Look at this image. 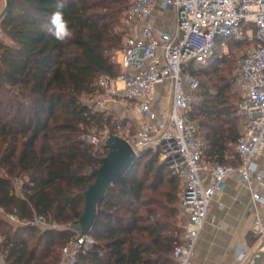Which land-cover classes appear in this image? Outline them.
I'll return each mask as SVG.
<instances>
[{
  "label": "trees",
  "instance_id": "1",
  "mask_svg": "<svg viewBox=\"0 0 264 264\" xmlns=\"http://www.w3.org/2000/svg\"><path fill=\"white\" fill-rule=\"evenodd\" d=\"M64 2L61 11L74 32L64 42L47 31L57 0H10L0 19V253L6 264L60 263L62 249L79 231L84 192L109 153L105 144L86 138H98L112 115L83 97L101 91L100 77L121 73L116 53L129 35L125 12L132 0ZM231 49L244 52L246 45L233 42ZM233 70V59L218 56L191 70L200 88L190 118L211 164H240L235 145L242 116L232 93ZM144 161L149 171L140 175ZM182 188L156 154L144 153L101 201L89 231L93 244L75 264H176ZM36 216L52 227L29 225ZM69 224L74 230L61 228ZM248 242L257 239L248 235Z\"/></svg>",
  "mask_w": 264,
  "mask_h": 264
},
{
  "label": "built area",
  "instance_id": "2",
  "mask_svg": "<svg viewBox=\"0 0 264 264\" xmlns=\"http://www.w3.org/2000/svg\"><path fill=\"white\" fill-rule=\"evenodd\" d=\"M158 3L175 15L171 31L155 28L153 16ZM125 22L139 31L129 34L124 48L116 53L121 73L100 77L98 87L110 100L133 104L140 114L142 123L135 136L126 139L134 151L156 154L182 182L179 207L183 238L173 251L174 261L194 264L209 207L225 191L229 179L241 185H257L251 191L253 204L247 227L262 246L264 189L260 187L264 186V170L258 169L256 161L264 154V0H132ZM233 42L246 45L239 61L242 130L235 152L240 164H211L204 158L205 143L190 118L200 88L192 71L205 68L216 56L229 57ZM161 84L169 85V91L164 88L171 104L162 107L159 115L154 105ZM86 140L98 143L94 136ZM22 185L21 180L16 181L18 192ZM7 219L23 224L13 215ZM28 224L40 229L52 227L42 216ZM61 228L74 230L70 224ZM92 244L89 235L81 236L78 231L62 249L59 264H75L79 253ZM253 256L252 248L246 246L238 259L252 263ZM0 264H6L1 253Z\"/></svg>",
  "mask_w": 264,
  "mask_h": 264
},
{
  "label": "crops",
  "instance_id": "3",
  "mask_svg": "<svg viewBox=\"0 0 264 264\" xmlns=\"http://www.w3.org/2000/svg\"><path fill=\"white\" fill-rule=\"evenodd\" d=\"M4 8L5 0H0V14ZM153 20L157 30L171 31L174 28L175 15L171 9H163L158 3ZM138 31L137 27L129 26V34H137ZM164 87L169 91V85L161 84L158 87L159 99L154 105L159 115L162 107L171 104L170 95ZM137 114L142 123L140 114ZM256 164L258 169L264 170V154L257 159ZM256 186L255 183L241 185L234 179L227 181L225 191L219 194L209 207L208 221L195 251L194 264H248L240 263L238 259L243 249L248 246L254 254L261 249L259 242H248L250 234L247 219L249 208L253 204L251 191ZM260 188L263 190L264 186ZM261 213L263 214V211ZM261 264H264V260Z\"/></svg>",
  "mask_w": 264,
  "mask_h": 264
},
{
  "label": "water",
  "instance_id": "4",
  "mask_svg": "<svg viewBox=\"0 0 264 264\" xmlns=\"http://www.w3.org/2000/svg\"><path fill=\"white\" fill-rule=\"evenodd\" d=\"M10 0H5V8L0 14L3 18L9 10ZM109 153L101 159V166L93 172L94 183L84 192V211L77 222L81 236H88L95 221L98 206L110 188L121 178L127 176L135 163L143 156L136 153L131 144L123 137L111 135L105 142ZM253 256L252 263L261 264L264 260V243Z\"/></svg>",
  "mask_w": 264,
  "mask_h": 264
},
{
  "label": "rangeland",
  "instance_id": "5",
  "mask_svg": "<svg viewBox=\"0 0 264 264\" xmlns=\"http://www.w3.org/2000/svg\"><path fill=\"white\" fill-rule=\"evenodd\" d=\"M122 25H125V22H123ZM128 25V24H127ZM2 37V36H1ZM243 54V50L240 49H234L230 51L229 58L234 60V70L233 74L231 76V79L234 80L235 84L232 88V93L234 95V100L239 102L240 99V86H239V61L241 59V56ZM83 101L86 104H89L91 106H95L99 110H103L107 112L109 115H112V124L109 126V128H106L102 133H100V136L98 137V145L105 144L107 138L111 135H118L120 137H123L125 139H132L135 136V133L137 131V128L141 124V120L134 109V107L131 104H127L126 102H119V101H113L110 100L105 94H103L101 91H98L95 95L92 96H84ZM103 105H101L100 103ZM130 122V123H128ZM239 129L240 132L242 130V122H239ZM145 160V159H144ZM147 161H144L141 165V168L139 169L140 175H147L149 171L148 166L144 165ZM151 173L149 176V180L151 181L152 177ZM149 181V182H150ZM160 189H164L162 186ZM42 229V228H41ZM47 229V228H44ZM78 230V229H76ZM88 247V246H87Z\"/></svg>",
  "mask_w": 264,
  "mask_h": 264
},
{
  "label": "clouds",
  "instance_id": "6",
  "mask_svg": "<svg viewBox=\"0 0 264 264\" xmlns=\"http://www.w3.org/2000/svg\"><path fill=\"white\" fill-rule=\"evenodd\" d=\"M64 7V0H57V10L50 15L49 26L47 28L48 33L61 42L74 36V32L70 29L68 21L64 18V14L61 11Z\"/></svg>",
  "mask_w": 264,
  "mask_h": 264
}]
</instances>
